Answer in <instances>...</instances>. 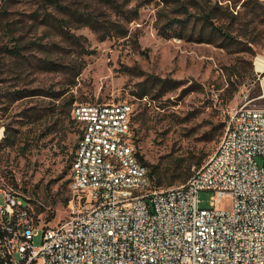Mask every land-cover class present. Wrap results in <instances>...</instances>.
I'll use <instances>...</instances> for the list:
<instances>
[{"label": "rangeland", "instance_id": "obj_1", "mask_svg": "<svg viewBox=\"0 0 264 264\" xmlns=\"http://www.w3.org/2000/svg\"><path fill=\"white\" fill-rule=\"evenodd\" d=\"M118 1H127V7L141 5L140 16L128 23L126 37H119L114 29L112 34L105 27L96 30L78 18V13H89L104 24L117 20L105 0H58L61 7L50 0L8 2L13 19H23L26 27L33 23L34 11L43 14L48 9L59 18L56 26L44 22L41 15L34 30L22 31L36 44L25 50L24 58L2 56L0 74L5 137L15 136L9 144L0 138V161H9L14 174L10 182L37 199L36 210L47 224L69 217L65 198L71 193L68 184L79 138L71 108L61 107L52 96L57 91L73 94V105L131 102L132 135L148 169H156L162 177L161 184L156 175L152 178L158 189L182 184L184 180L176 179L178 173L189 165L194 172L197 161L204 163L213 155L226 130L229 110L246 102L264 107V71L256 66L257 56L264 55V0H223L234 13L231 27L236 38L231 43L221 36L215 43L164 37L157 29L162 0ZM7 40L0 34V45ZM44 60L63 68L48 70ZM78 68L81 72L74 77ZM150 74L180 80L182 85L164 96L137 97L134 89ZM14 90L38 94L17 100L2 95ZM211 195L209 190L200 192L201 206H209ZM0 201L4 202L2 194ZM35 243L40 244L41 238L36 237Z\"/></svg>", "mask_w": 264, "mask_h": 264}, {"label": "built area", "instance_id": "obj_2", "mask_svg": "<svg viewBox=\"0 0 264 264\" xmlns=\"http://www.w3.org/2000/svg\"><path fill=\"white\" fill-rule=\"evenodd\" d=\"M126 104L82 102L72 113L79 160L68 185L91 179L93 187L70 193L69 217L55 225L41 220L37 199L10 182L9 161H0V264H264V107L246 102L229 110L223 146L185 182L163 189L153 183L151 193L133 195L151 176L142 175L138 147L124 148L113 135V127H132L124 123ZM111 145L118 152L102 157ZM112 157L126 159L134 178L121 177ZM202 190L212 192L208 207L201 206Z\"/></svg>", "mask_w": 264, "mask_h": 264}, {"label": "trees", "instance_id": "obj_3", "mask_svg": "<svg viewBox=\"0 0 264 264\" xmlns=\"http://www.w3.org/2000/svg\"><path fill=\"white\" fill-rule=\"evenodd\" d=\"M50 1L54 3L58 2V0ZM8 2L9 0H0V34H4L8 38L6 43L0 45V74H2L4 65L2 56L10 55L17 59L24 58L25 50H28L31 44H36L35 41L28 40L26 36L21 33L22 31H29L30 28L34 30L37 26V23L35 22H38L41 15L43 16L44 22L56 26L58 25L56 20L59 19L48 11V9H44L43 14L39 11H34L30 15L34 21L31 23V26L26 27L27 22L23 19H13L11 11L8 9ZM105 2L114 11L117 20L104 24L102 21H99L97 17L92 16L89 13H86L85 15L83 13H78V18H83L84 22L96 30H100L99 27H105L108 30V34H112V30L114 29L119 37L128 36L130 33L128 23L140 16V3L137 2L134 6L127 7V1L120 2L118 0H105ZM162 2L164 5L158 11L157 29L158 33L164 37H189L190 39L199 42L208 43H215L219 36H221L227 43H231L234 38H236L231 27L234 13L230 10L231 7L229 4H224L223 0H162ZM57 6L61 7L58 4ZM216 20H218V22ZM105 36L106 35H104V37ZM249 41L253 42L251 39ZM44 65L48 70H61L63 68L62 64L60 65L52 60H44ZM80 72V68L76 69L73 73L74 77L78 76ZM181 85L182 83L180 80L150 74L137 84L133 94L139 98H144L153 95L154 93L159 96H164L167 92L176 90L181 87ZM66 92V90H59L52 96L55 99L60 100L59 105L61 107L65 108L69 106L72 111L75 96L73 94L66 96ZM35 94L38 93H35V91L32 90H14L12 92L3 93L2 95L8 97L10 100H17ZM61 111H63V109H61ZM133 116L134 113L132 115V122ZM13 141H15V136L10 138L7 135L4 138L5 144L12 143ZM139 156L144 164H146L143 155L139 153ZM197 163L198 169L202 165L203 160H199ZM156 173V169L149 170L150 176L154 178L156 175L158 178V184H161L162 177ZM192 174L193 172L189 165L184 172L178 173L176 179H181L185 182ZM65 200L68 201L69 197H66Z\"/></svg>", "mask_w": 264, "mask_h": 264}, {"label": "bare ground", "instance_id": "obj_4", "mask_svg": "<svg viewBox=\"0 0 264 264\" xmlns=\"http://www.w3.org/2000/svg\"><path fill=\"white\" fill-rule=\"evenodd\" d=\"M257 69L262 71L264 70V55H258L256 58ZM82 102L76 103L73 106L72 113L76 110L81 109ZM109 109H116V102H109ZM134 113L133 104L127 101L126 106L124 107V123H132V115ZM77 123H86L85 115H76ZM113 135L115 137H120V146L124 148H134L137 147L136 141L132 135V127H113ZM224 139H227V128L217 146V149L213 153L216 155L221 146H223ZM111 152H118V145H111V150L102 149V157H111ZM79 160V150L75 151V155L72 161V167L76 168ZM111 165L118 166V171L121 177L134 178V169L131 166H126V159H120V157H112ZM143 176H150L149 169L146 164L143 162L142 168ZM153 180L152 177H144L143 183L135 184L132 187L133 195L140 194H149L152 191ZM71 193H74L75 190H87L89 187H93V180L83 179L80 181H73L72 185H69ZM118 187H125V179H118ZM97 189H105V182H97Z\"/></svg>", "mask_w": 264, "mask_h": 264}]
</instances>
